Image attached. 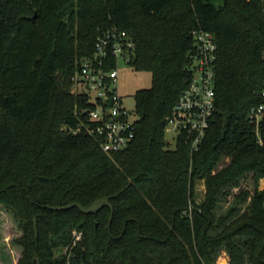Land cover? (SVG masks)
<instances>
[{
	"label": "trees",
	"instance_id": "16d2710c",
	"mask_svg": "<svg viewBox=\"0 0 264 264\" xmlns=\"http://www.w3.org/2000/svg\"><path fill=\"white\" fill-rule=\"evenodd\" d=\"M111 27L131 33L130 65L151 86L135 93L133 141L107 153L85 131L92 102L71 87ZM195 29L217 49L215 110L192 151L186 132L172 145L165 128L193 79ZM263 53L264 0H0V204L20 232L18 264H214L221 252L264 264V119L260 144L247 117ZM248 176L253 189L218 215ZM104 197L93 213L49 207Z\"/></svg>",
	"mask_w": 264,
	"mask_h": 264
},
{
	"label": "built area",
	"instance_id": "2783aa9c",
	"mask_svg": "<svg viewBox=\"0 0 264 264\" xmlns=\"http://www.w3.org/2000/svg\"><path fill=\"white\" fill-rule=\"evenodd\" d=\"M192 33L196 40V55L191 65L193 79L178 99L165 132L166 135L175 133L174 140L181 132H186V140L194 151L215 110L217 43L211 32L195 29ZM134 49L135 42L129 31L107 28L98 35L93 52L81 61L72 77L76 93L87 95L92 102L85 110L89 117L85 131L99 138L107 153L125 149L135 137L137 115L123 106L118 89L119 61L130 64ZM259 96L261 101L250 108L247 117L255 125L258 142L262 144L260 124L264 119V89ZM259 185L264 189V177Z\"/></svg>",
	"mask_w": 264,
	"mask_h": 264
},
{
	"label": "rangeland",
	"instance_id": "374dc122",
	"mask_svg": "<svg viewBox=\"0 0 264 264\" xmlns=\"http://www.w3.org/2000/svg\"><path fill=\"white\" fill-rule=\"evenodd\" d=\"M215 6L222 4L223 0H211ZM151 86V73L146 70H136L130 64L119 61V76H118V89L122 96L123 106L129 111H133L135 107V93L141 88H149ZM71 90L75 91L74 84ZM168 138L171 140L172 145H174L175 140L173 137L175 133H169ZM229 162L228 159H223L218 168L226 165ZM253 189V183L251 182V177L248 176L243 179L239 186H235L229 190L231 193L227 200H222L217 209L216 213H224L231 202L234 199V195L239 192L240 189ZM205 194L204 180H199L195 186V198L197 201L203 199ZM244 207V206H243ZM19 230L15 224L11 213L7 211L4 206L0 204V264H18L20 257V248L15 245L12 240L19 235ZM37 264L38 261H37ZM214 264H229V260L225 252H221L216 257Z\"/></svg>",
	"mask_w": 264,
	"mask_h": 264
},
{
	"label": "water",
	"instance_id": "95a60500",
	"mask_svg": "<svg viewBox=\"0 0 264 264\" xmlns=\"http://www.w3.org/2000/svg\"><path fill=\"white\" fill-rule=\"evenodd\" d=\"M106 203H108V198L104 197L101 199H97L96 201H94L92 204H90L87 207L81 205L78 202L70 203V204L64 205V206H49V207L51 209H54V210H66V209H70L72 207H78L81 211H83L85 213H93L95 211L100 210L103 207V205ZM33 263L37 264V259H34Z\"/></svg>",
	"mask_w": 264,
	"mask_h": 264
}]
</instances>
